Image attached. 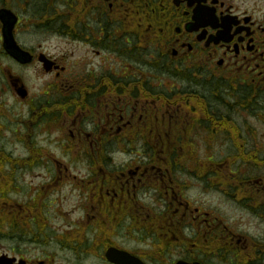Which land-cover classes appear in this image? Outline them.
Masks as SVG:
<instances>
[{
  "label": "flooded vegetation",
  "instance_id": "af4514ba",
  "mask_svg": "<svg viewBox=\"0 0 264 264\" xmlns=\"http://www.w3.org/2000/svg\"><path fill=\"white\" fill-rule=\"evenodd\" d=\"M0 81L24 107L13 129L0 101V128L31 140L23 159L0 147V264H264V238L205 201L246 193L264 218V176L226 192L213 173L236 117L264 115V0H0ZM227 148L264 161L262 144ZM33 151L82 152L86 175Z\"/></svg>",
  "mask_w": 264,
  "mask_h": 264
},
{
  "label": "rangeland",
  "instance_id": "374dc122",
  "mask_svg": "<svg viewBox=\"0 0 264 264\" xmlns=\"http://www.w3.org/2000/svg\"><path fill=\"white\" fill-rule=\"evenodd\" d=\"M36 40V39H35ZM45 40V46L52 47L54 44L59 45L60 47L68 48L67 41L62 40L57 37H49L46 39H42L41 41ZM30 41V40H27ZM6 66H10V64H4ZM16 70V68H14ZM22 76H24L25 82L30 89L32 93H35L39 91L42 87L43 81L46 79V77H41L37 75V72L34 70L33 67L23 69L21 72ZM164 83V82H163ZM1 81H0V87H1ZM160 86V81L157 82ZM164 84H161L163 86ZM164 90H166L165 87H162ZM0 101L4 103L3 110L5 111L6 115L8 116V121L6 124L10 125L11 128L15 129V123H18L22 117L21 112L23 111L24 107L21 106L17 100H15L12 95L8 92H0ZM161 102L163 100H160ZM159 101V102H160ZM1 111V110H0ZM262 117H259V119L251 118V117H245L240 116L236 117V120L234 121L236 128H238L240 131H236L235 134L230 135L226 138L219 137L218 144H220V148L217 152H215L216 158H220V161L227 160L229 161L228 164L223 163V168H216L214 169L213 173L216 174H222L223 171L229 175V179H221V183L219 185V188L221 190L225 189L226 192L231 191V187L233 188L235 185H239L241 182L239 180L234 181L236 177L239 178H255L257 176H264V161L259 163H253V162H244L243 160L237 161L235 152H240L237 149H231L228 150L229 143H247V144H257V145H264V115H261ZM8 130L7 127H4V124L1 125L0 128V147L3 149H6L3 154H5V159L16 157L15 159H23L26 155L30 153L29 148L27 145L31 142L29 140V143L27 142V139L22 134V138L19 134V132H15L14 130ZM234 133V132H233ZM205 141H208L209 138L204 135ZM66 136L62 137V139H65ZM18 138H21V143L17 142ZM61 139V140H62ZM229 139V140H226ZM41 137H35L34 141L37 143H42ZM211 142V140L209 141ZM1 143L5 144V146L1 145ZM227 143V144H224ZM223 144V145H222ZM197 148V147H196ZM39 150V148H36ZM0 153V159H3V155ZM52 153L59 154V160L61 162V165H66L69 167V169L74 168L73 174H76L78 177H83L86 175L85 169L82 167L79 163H71L72 161H77L82 159L81 156L83 155L82 152L75 153L72 151H60L59 153L57 151H33L30 156L32 155H52ZM211 152H206V156L209 155ZM130 152H122L117 151L114 152V159L116 160H122L126 157V155ZM204 154V149L198 150V156H202ZM239 156V153H238ZM21 157V158H19ZM12 158V159H14ZM262 160V159H260ZM211 170L212 168L209 167V169L205 172V178H209L211 176ZM32 173L35 175H39L40 168H34L32 170ZM28 173L21 174L22 177L26 181H29ZM220 176V175H219ZM216 177V176H214ZM210 179V178H209ZM212 178L209 180L211 182ZM18 187H20V191L25 192V189L27 191V188H25L26 184H17ZM68 185H61V196L64 198L65 193L67 191ZM11 191H16L13 187H11ZM222 191V190H221ZM228 194V193H227ZM246 199L242 198L240 194L237 195L236 200H230L227 199L226 195L221 192V194L213 192L208 193L205 195V201L206 203L212 207L218 204V208L220 210V217L223 219V222L227 224H234L238 226L242 231H250L253 236L257 237L258 239L264 238V218L261 216L263 213L258 211V217L254 215L253 209H256L255 206H253V209L250 208L248 210H245L244 205L247 201V194L245 193ZM74 198H66L64 200L63 207H69V205L73 202ZM250 204V203H249ZM254 204V203H253Z\"/></svg>",
  "mask_w": 264,
  "mask_h": 264
},
{
  "label": "water",
  "instance_id": "95a60500",
  "mask_svg": "<svg viewBox=\"0 0 264 264\" xmlns=\"http://www.w3.org/2000/svg\"><path fill=\"white\" fill-rule=\"evenodd\" d=\"M12 48L14 49L15 47H14V46H12Z\"/></svg>",
  "mask_w": 264,
  "mask_h": 264
}]
</instances>
